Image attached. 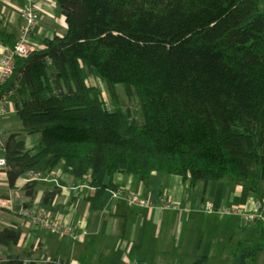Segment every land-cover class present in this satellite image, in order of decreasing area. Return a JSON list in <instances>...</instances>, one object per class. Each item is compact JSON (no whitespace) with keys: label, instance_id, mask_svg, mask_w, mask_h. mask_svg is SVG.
<instances>
[{"label":"trees","instance_id":"1","mask_svg":"<svg viewBox=\"0 0 264 264\" xmlns=\"http://www.w3.org/2000/svg\"><path fill=\"white\" fill-rule=\"evenodd\" d=\"M54 2L65 31L16 56L0 85V101L11 99L26 132L40 135L34 152L15 133L5 138L9 187L49 158V168L62 161L72 178L89 174L94 209L113 188L103 176L119 172L143 183L151 171L190 185L235 183L264 203V0ZM0 42L13 47L15 40L0 30ZM86 69L126 95L133 91L141 122L115 102L107 109ZM35 186H24L30 200ZM57 192L45 193L42 203ZM254 222L264 238L262 221ZM19 240L14 224H0L1 246ZM261 251L264 240L241 243L238 264H256ZM40 260L22 250L0 264H68Z\"/></svg>","mask_w":264,"mask_h":264},{"label":"crops","instance_id":"2","mask_svg":"<svg viewBox=\"0 0 264 264\" xmlns=\"http://www.w3.org/2000/svg\"><path fill=\"white\" fill-rule=\"evenodd\" d=\"M25 5L26 0H0V30L11 34L15 41L23 24L20 13ZM43 6L50 16L44 14L30 34V51L40 49L43 39L61 35L66 29L54 0ZM4 50L0 42V57ZM0 104L5 109L0 116V157H4L3 143L11 133L17 134L25 150L34 152L40 135L26 132L11 99L5 98ZM48 159L22 174L12 188L5 170H0V203L7 201L13 206H0V224H14L20 231L15 247L0 245V260L31 250L36 260L80 264H193L199 259V264H228L231 258L238 257L236 249L241 243L264 240L254 221H246L232 211L254 212L257 201L245 186L222 181H209L205 187L190 185L181 176H164L157 171H151L143 183L138 175L119 172L103 176L102 183H111L113 188L104 189L102 208L94 209L88 201L93 193L89 174L72 178L62 161L49 168ZM30 171L36 181L32 200L24 195V186L31 181ZM54 190L58 192L52 201L43 204L44 194ZM131 194L145 196L148 206L128 205L125 199ZM22 207L42 210L71 224L78 237L60 238L36 229L19 216ZM259 221L264 225V213ZM255 262L264 264V251L256 255Z\"/></svg>","mask_w":264,"mask_h":264},{"label":"built area","instance_id":"3","mask_svg":"<svg viewBox=\"0 0 264 264\" xmlns=\"http://www.w3.org/2000/svg\"><path fill=\"white\" fill-rule=\"evenodd\" d=\"M49 3V0H26L25 8L21 11L20 16L23 19V24L20 28L18 39L15 41L13 47H5L3 55L0 57V85L11 75L14 59L16 56H26L30 52V47L28 46V38L32 32L39 26L41 17L45 14L50 16V14L45 12L43 4ZM55 3V2H54ZM109 109V108H107ZM5 112L4 107L0 104V116ZM5 168V159L0 157V170ZM30 173L31 180L35 179L33 172ZM126 202L128 205L136 206H148L149 200L140 194H131L126 197ZM0 206H7L13 209L10 202L0 203ZM209 208V206H207ZM261 209V210H260ZM236 214H239L246 221H254L256 219H261L264 213V203L259 201L256 202L254 212H243L239 209L232 210ZM19 216L27 220L31 226L36 229H41L45 232L54 233L60 238H70L75 240L78 237L74 226L65 223L59 219L50 217L47 213L42 210H36L31 207H22L18 211ZM8 225V224H5ZM15 226V225H14ZM45 261L41 259L40 262ZM68 264H80L79 262L69 261Z\"/></svg>","mask_w":264,"mask_h":264},{"label":"rangeland","instance_id":"4","mask_svg":"<svg viewBox=\"0 0 264 264\" xmlns=\"http://www.w3.org/2000/svg\"><path fill=\"white\" fill-rule=\"evenodd\" d=\"M85 75L87 83L99 89L101 100L106 108L112 109L115 102L123 111L129 113L132 120H135L137 123L141 122L142 117L139 102L133 91L129 95H126L122 86L109 87L96 71L91 72L86 69ZM259 240L260 237L257 235L256 241ZM238 249H236L237 256L240 254V248ZM227 262L228 264H238L239 261L238 258H231Z\"/></svg>","mask_w":264,"mask_h":264}]
</instances>
